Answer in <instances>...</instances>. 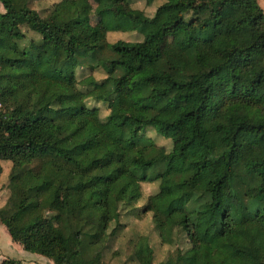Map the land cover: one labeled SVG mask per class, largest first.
Segmentation results:
<instances>
[{"label":"trees","instance_id":"16d2710c","mask_svg":"<svg viewBox=\"0 0 264 264\" xmlns=\"http://www.w3.org/2000/svg\"><path fill=\"white\" fill-rule=\"evenodd\" d=\"M32 1L0 0V60L15 73L13 79L0 69V160L10 161L0 222L10 239L50 264H110L101 251L124 226L120 210L149 211L159 242L173 246L161 264H244L245 251L229 237L235 223L220 203L224 191L236 201L240 223L264 221V12L258 1L161 0L146 15L132 0H91L100 12L128 6L103 13L106 29L137 31L141 38L114 41L91 24L90 0H55L44 14ZM224 6L234 13L221 30ZM22 26L37 37L26 38ZM176 35L181 47L163 53L164 37ZM103 61L110 68L96 79L92 71ZM132 93L139 108L128 115L116 98ZM88 99L102 101L107 113L100 117ZM147 127L170 147L156 144ZM241 139L251 144L246 155L238 151ZM49 160L64 165L65 181L31 207L40 185L16 190L12 181L24 173L38 178ZM121 177L134 183V192L115 197L109 220L97 225L92 215L108 184ZM141 181H156L157 188L138 206ZM132 248L129 259L153 264L146 235ZM0 264L34 263L3 257Z\"/></svg>","mask_w":264,"mask_h":264},{"label":"rangeland","instance_id":"374dc122","mask_svg":"<svg viewBox=\"0 0 264 264\" xmlns=\"http://www.w3.org/2000/svg\"><path fill=\"white\" fill-rule=\"evenodd\" d=\"M55 0H33L30 6L37 10L40 14H44L47 11V7ZM161 0H154L150 4H146L144 0H132L131 7L141 9L144 14L151 15L156 4ZM258 4L264 12V0H257ZM90 22L96 27L99 33L104 34L107 41H114L117 38L124 40H138L141 38V34L137 31H120L106 29L103 13H114L121 9H127L128 6L124 4H114L110 9L105 11H99L95 8L94 3L90 0ZM0 10L2 7L0 5ZM234 8L229 6L221 7V14L219 16L217 26L221 30L225 29L228 22L232 19ZM21 29L24 32L26 38H36L37 35L22 26ZM182 44V38L179 35L174 37L165 36L161 45L163 53L176 52ZM110 68V63L103 61L102 66H98L97 69L92 71V75L96 78H102L105 76V69ZM0 69L7 73L8 77L15 78V73L7 67L3 61L0 60ZM84 71H80L82 74ZM15 94L14 90L11 91L10 97ZM119 103L123 105V111L125 114L134 115L138 108L137 97L134 93L128 95H118ZM88 104H94L97 106L98 114L103 117L107 113V108L102 101H95L93 99L87 100ZM235 112L241 111L240 104H234L232 106ZM92 123V122H91ZM90 123V124H91ZM89 124V126H90ZM100 126L97 124L93 128L88 130L89 138L94 136V130H99ZM153 127H147L145 133L150 136L156 144L163 145L166 149L170 147L169 139L156 134ZM251 150V144L246 139H241L238 144V151L241 155H246ZM44 169L38 178H32L28 173H24L18 179L12 181V187L16 190H20L27 183L40 185L41 190L39 194L30 198V206L36 207L46 201L49 197L54 195L57 188L65 181V167L60 162L46 161ZM10 168L9 160H0V205H2L8 195V172ZM109 192L106 200L99 204L98 210L92 215V219L97 225H101L110 218V208L114 206V198L122 196H131L134 192V183L127 177H121L119 180L109 183ZM157 188L156 181H141L140 182V198L134 203V205H142L146 196L152 193ZM221 208L227 212L229 218L235 223L233 232L229 235L232 241H236L238 245L245 251L244 264H259L264 262V221L258 224L240 223L238 220V207L235 200L230 199L222 191ZM118 221L123 222L124 226L120 230L117 236L113 239L105 240V248L102 249V259L110 264H136L132 259H129L131 254L133 243L138 235H146L149 239L150 245L153 249V264H161V261L165 258L167 251L172 250V245H167L159 242L158 236L152 227L150 220V212H141L138 214H129L126 210L121 209L118 216ZM114 224L113 221L109 223L108 229ZM0 253L8 250L7 255L15 258H23L29 262H37V264H45L46 257L24 250L20 244L12 241L4 227L0 224ZM3 227V228H2ZM107 229V230H108ZM5 230V231H4ZM10 242L14 246L9 248ZM6 249V250H5ZM3 250V251H2ZM30 253V254H26Z\"/></svg>","mask_w":264,"mask_h":264},{"label":"crops","instance_id":"0c3cea01","mask_svg":"<svg viewBox=\"0 0 264 264\" xmlns=\"http://www.w3.org/2000/svg\"><path fill=\"white\" fill-rule=\"evenodd\" d=\"M0 224H1V222H0ZM1 226V225H0ZM3 228V227H2ZM5 231V230H4ZM11 246H14L13 245V243L12 242H10V245H9V248H11ZM6 250V249H5ZM3 251V250H2ZM27 251V250H26ZM7 252H8V250H6L5 252L3 251V253L1 252L0 253V260L3 258V257H10V256H8L7 255ZM26 254H30V253H26ZM13 258H15V257H13ZM18 259H20V258H18ZM22 262H29V261H26L25 259H23V258H21L20 259ZM47 261H45V264H50L51 263V260L50 259H46ZM34 264H37V262H33Z\"/></svg>","mask_w":264,"mask_h":264}]
</instances>
